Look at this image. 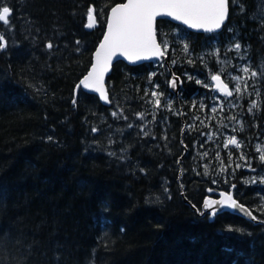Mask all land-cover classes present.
<instances>
[{
  "label": "trees",
  "instance_id": "1",
  "mask_svg": "<svg viewBox=\"0 0 264 264\" xmlns=\"http://www.w3.org/2000/svg\"><path fill=\"white\" fill-rule=\"evenodd\" d=\"M123 1L4 0L13 12L9 25L0 22L7 42L0 50V264H264V222L229 211L213 220L202 213L210 188L236 184V197L264 220V184L244 180L249 164L236 167L244 163L238 148L208 135L211 120L234 127L245 114L223 119L212 99L218 92L183 74L185 67L202 75L206 65H216L198 57L205 48L227 52L237 40L250 45L257 70H249L257 76L244 80L238 109L248 112L255 103L259 111L249 112L240 135L261 133L264 7L254 14L264 0H230L229 20L215 33L158 20L159 39L167 43L174 28L185 32L187 43L173 40L168 55L178 61L173 67L184 87L158 115L148 111L153 118L146 129L136 113L148 110L142 104L148 84L158 82L172 94L163 61L116 62L109 106L81 88L76 94L110 9ZM90 8L94 30L86 27ZM252 143L245 150L264 170ZM221 160L223 171L215 169Z\"/></svg>",
  "mask_w": 264,
  "mask_h": 264
},
{
  "label": "snow or ice",
  "instance_id": "2",
  "mask_svg": "<svg viewBox=\"0 0 264 264\" xmlns=\"http://www.w3.org/2000/svg\"><path fill=\"white\" fill-rule=\"evenodd\" d=\"M228 15L229 0H127V3L111 9L107 21V32L94 54L95 62L88 74L79 81L78 87L82 86L84 89L98 93L101 100L108 101L109 96L105 88L104 77L109 72L114 59L125 57L129 62L136 63L152 58H163L168 52V43L163 40L158 42L157 17H170L172 20L186 25L189 29L203 31L204 33H215L222 28ZM11 16V7L5 4L4 0H0V22L9 25ZM96 23L94 10L90 8L87 11L86 27L93 29ZM6 47L5 36L0 35V50ZM47 47L51 49L53 45L49 43ZM235 49L239 51L241 44L236 43ZM183 50L188 52V44L184 45ZM175 62V60L172 61V63ZM188 62L192 63L191 60ZM242 71L247 74L249 68L244 67ZM251 76L256 77L257 72H251ZM192 78L189 76V79ZM178 79V77H175L171 80V88L175 89L177 87ZM232 79L237 82L235 86L236 93H240L241 78L235 76ZM211 80L215 82L216 89L224 97L233 96V92L229 90L228 84L222 81L220 75H212ZM196 83L201 84L202 81L197 79ZM157 87L159 86L157 85ZM151 95L155 97V106L159 107L161 104L159 97L162 93L153 91ZM256 107L257 105L253 103L249 111ZM215 110V108L212 109V111ZM112 115L116 116L117 113L113 112ZM92 131L95 132L96 129L93 128ZM229 145L236 148L241 146L235 136L229 137L224 143L225 148ZM257 151L262 152L259 159L264 162V150L258 149ZM241 159L243 160L244 157L242 156ZM236 167L239 168L241 165L237 164ZM209 191H212V189H209ZM217 205L221 208L238 210V212L245 214L253 221L257 219L247 208L239 204L230 193L221 192L220 199H206L203 207L204 209H212V215L215 216L217 214L215 206Z\"/></svg>",
  "mask_w": 264,
  "mask_h": 264
},
{
  "label": "rangeland",
  "instance_id": "3",
  "mask_svg": "<svg viewBox=\"0 0 264 264\" xmlns=\"http://www.w3.org/2000/svg\"><path fill=\"white\" fill-rule=\"evenodd\" d=\"M259 2V0H257V3ZM261 2V0H260ZM264 2L262 1V4L260 6H258V10L257 13H255L254 15H257L260 13V11H262L263 7H264ZM258 5V4H257ZM175 37L173 38V40H178V39H183L186 42L185 39V32L182 31V29L180 27H176L174 28V33ZM173 40H170L168 42V52H167V56L169 55V50L171 49V44H174V42H172ZM161 41V39H160ZM235 43H238L237 41H234ZM187 43V42H186ZM239 44H241L239 42ZM233 51L234 52V59L232 60V54H230V52L228 53V51ZM252 48L250 45H242L241 44V49L239 51H237L235 49V44L233 46H229L227 48V52L218 48H205L203 49L202 53H200L198 55L199 58L202 59V61H204V63L211 61L212 59L215 60L216 65H214L212 63L211 65H206V68L203 72L202 75H200L199 73H197L198 75H196L195 73H193L192 70H190L188 67H185V71L183 72V74H185L189 79V76L191 77H195L199 80H201L202 82H204L205 84L201 83L202 85H207L205 86L206 88H208L212 94H216V92H218L217 96H212L214 105L215 106H221V110L223 113V119H225L228 115H236V114H245V116H236V121H235V126H224L222 125L219 121L217 120H211V129L209 130L208 135L211 136L214 139L219 138L222 141H218L217 142L220 144V146L224 147V143L227 141V139L231 136H235L239 139V143H240V148H238L239 152H238V157L239 160L243 161L244 163H240L241 166H243V164H249L246 165L249 167V169L247 171H245L244 173H242V175L244 176V180L246 181H250L254 183H260V184H264V170L253 166V160L254 157H252L250 155V153H247V151L245 150V148H247V145L250 142H253L252 145L254 146V149L257 151L258 149L264 150V130L261 131V133H257L255 134L254 138H248L245 139L244 137H242L240 135L241 132H244L245 128H246V121L245 118L248 116L249 112L250 113H255L258 114V109H253L252 111L248 112H240L238 109V105L240 103V99H241V93H236V96H232V97H224L223 94H221L218 90H216L214 88V81L211 80V76L212 75H220L224 78V80L228 83L229 81L232 82V87L233 90L235 91V86H236V81L234 79H232L235 76H239L240 79V85H241V91H242V87H243V83L244 80L251 75V70H249V73L245 74L242 70L244 67H248L251 68L252 70H257V64H255L252 60ZM169 58V62L172 63L173 60H175V63H172L173 66H176L178 64V61L176 59H170L171 55L168 56ZM190 59V58H188ZM165 63L164 65H166V67L163 69V73L168 69L167 63L163 60V62L161 64ZM240 63V64H239ZM209 64V63H208ZM231 65H234V67L236 69L231 68ZM256 65V66H255ZM258 65H264V55H262L260 57L259 60V64ZM159 67V66H158ZM240 69V70H238ZM190 70V71H189ZM157 71V68H156ZM242 71V72H241ZM154 72H152L153 75ZM153 77V76H152ZM157 85L159 87H157ZM160 84L158 82H152L151 84H148V88L147 90H145L144 95L142 96L143 98V102L142 104H144V107H146L145 109H148L147 111L144 112H140V114L138 115V113H136V117L137 118H142L143 122L141 123V128L146 129V126H148L150 124V122L152 121V118L155 117L156 115H158V109L162 108V109H166L169 105L173 104L174 101V97L175 95L170 94L169 91H166L165 89H161L160 88ZM155 91L157 93H162V95H160V100H161V104L159 107L155 106L154 104V100L155 97H152L151 93ZM236 92V91H235ZM248 103V102H247ZM249 109L251 108V104L249 103ZM231 106L234 107L231 109H227L225 106ZM152 110L151 113L153 114V117H148V111ZM225 111H228L229 114H225ZM214 124H213V123ZM146 133H149V131H144ZM225 148V147H224ZM258 155H261L262 152L257 151ZM244 157V159L242 160L241 157ZM181 163V162H180ZM225 163L223 162V160L218 161L217 165L215 166V169L217 170H221L224 169L225 167ZM238 164V163H237ZM210 169V167H209ZM214 169V167L212 168ZM208 171V170H207ZM224 176H229V175H225ZM221 179H217V186H219V181ZM229 181H227L228 183Z\"/></svg>",
  "mask_w": 264,
  "mask_h": 264
},
{
  "label": "water",
  "instance_id": "4",
  "mask_svg": "<svg viewBox=\"0 0 264 264\" xmlns=\"http://www.w3.org/2000/svg\"><path fill=\"white\" fill-rule=\"evenodd\" d=\"M123 3H127V0L115 4L114 6H112V8H113V7H116V6L120 5V4H123ZM112 8H111V9H112ZM111 9H110L109 14H108V19H109L110 14H111ZM93 10H94V9H93ZM12 12H13V11H12ZM94 14H95L96 21H97V15H96V13H95V10H94ZM229 17H230V0H229V15H228L227 19L225 20V23H224V25L222 26V28H221L220 30H217V32L223 30L225 24H226V23L228 22V20H229ZM108 19H107V21H108ZM160 19H162V18L157 17V24H158V20H160ZM165 19H169V20H171L172 22H174V23H176V24H181V22H179V21H174V20H172L170 17H166ZM97 23H98V22H97ZM97 23H96V26H97ZM182 25H183V24H182ZM96 26H95L93 29H90V30H94V29L96 28ZM184 26H186V25H184ZM156 27H157V25H156ZM186 27H187V26H186ZM187 28H188V27H187ZM188 29H189V28H188ZM190 30H192V31H197V32H203V31H198V30H194V29H190ZM106 32H107V27H106V31H105L104 35L106 34ZM104 35H103L102 40L100 41V43L103 41V39H104ZM157 39H158V42H160L159 37H158V30H157ZM100 43H99L98 46L96 47V49H95V51H94V54H95L96 50L99 48ZM161 59H165V61H166L167 64L170 63L167 54H166L163 58H152V59H149V60L138 61V62H136V63L129 62L125 57H120V58L114 59V60H113V63H112V66H111V68H110V70H109V72H108V73L105 75V77H104L105 88H106V91H107V93H108L109 99H108V101H104V100H101V99H100V100H101L103 103H105V104H109V103H110V92H109V88H108L107 80H108V77L111 75V73H112V71H113V69H114V65H115L116 62H118V61H125L126 63L131 64V65H138V64H142V63H146V62H153V61H155V60H161ZM94 62H95V61H94V55H93V62H92V64H93ZM91 67H92V65L90 66L89 71L91 70ZM169 69H170L171 71L173 70L171 64L169 65ZM89 71H88V72H89ZM87 74H88V73H87ZM87 74H86V75H87ZM175 77H178V78H179L178 81H177V87H176L175 89H173V88L170 87V89H171L172 91L178 93V92L180 91V89H181V87H182L183 84H182V81H181V79H180L179 76L174 75V76L172 77V79L175 78ZM172 79H171V80H172ZM221 79H222V81H223L224 83H226V81L224 80V78H223L222 76H221ZM226 84H227V83H226ZM85 90H87L88 92L93 93V94H95V95H97V96L99 97V94H98V93H95V92H93V91H91V90H89V89H85ZM99 98H100V97H99ZM225 193H227V192H225ZM230 194L233 195V198L236 199L237 202H238L239 204L243 205L245 208H247V209L251 212V208H250L248 205L242 203V202H241V201H240V200L234 195L233 192H231ZM215 207H216V211H219V210H221V209H225V208H221V207L218 206V205L215 206ZM210 210L213 211L212 209H210ZM230 210H231V209H230ZM231 211L234 212V213H237V214H240V215L246 216L245 214L238 212V210H231ZM251 213H252V212H251ZM252 215H253V213H252ZM246 217H248V216H246ZM248 218H249V217H248ZM255 221H257V219H256Z\"/></svg>",
  "mask_w": 264,
  "mask_h": 264
},
{
  "label": "bare ground",
  "instance_id": "5",
  "mask_svg": "<svg viewBox=\"0 0 264 264\" xmlns=\"http://www.w3.org/2000/svg\"><path fill=\"white\" fill-rule=\"evenodd\" d=\"M172 65V63H169V64H167V66H168V70H169V72H170V79H169V89H170V82H171V79H172V77L174 76V75H176V76H179L180 77V79H181V81H182V87H181V89H180V91L178 92V93H176V92H174V91H172L171 89H170V91H171V93L173 94V95H176V97H179L180 95H181V93H182V89H183V87H184V78L182 77V75H180L179 73H177L176 71H175V69H174V67H173V65H172V68H173V70L171 71L170 69H169V65ZM90 69V68H89ZM89 69H88V71H89ZM88 71L82 76V78L81 79H83V77L88 73ZM80 79V80H81ZM79 80V81H80ZM215 83V82H214ZM227 83V82H226ZM107 84H108V80H107ZM228 84V87H229V90L230 91H232L233 92V95H234V90H233V87L229 84V83H227ZM78 85H79V82H78V84H77V86H76V94H77V92H78V90L81 88L82 90H84L85 92H88L87 90H85L82 86H79L78 87ZM109 88V87H108ZM214 88L216 89V87H215V84H214ZM217 90V89H216ZM88 93H90V92H88ZM93 94V93H92ZM222 94V93H221ZM111 98V97H110ZM100 99V98H99ZM102 102V101H101ZM103 103V102H102ZM104 105H106V106H109L110 104H111V99H110V103L109 104H105V103H103ZM186 124V123H185ZM236 139L238 140V142H239V139L236 137ZM233 146V145H232ZM233 185H234V187H233ZM231 187H230V189H228V190H226V189H218V188H210V189H212V191H209L208 190V192H209V195L205 198V200L206 199H220V193L221 192H227V193H231V192H233L234 193V195H235V188H236V184H233ZM236 196V195H235ZM204 200V201H205ZM187 201V203H190V205H191V207L193 208V210H195L197 213H200V209L196 206V205H194V204H192L191 202H189L188 200H186ZM203 204H204V202H203ZM203 204H202V208H203V211H202V213L203 214H205V213H209L210 214V220H213L214 218H215V216L217 215V214H219V213H222V212H224V211H229V212H231V213H234V212H232L230 209H221V210H219V211H217V214L215 215V216H213L212 215V211L210 210V209H204V207H203ZM251 212L253 213V215L254 216H256L255 214H254V212L251 210ZM234 214H236V215H239V216H241V217H243V218H245V219H247V220H249V221H251V222H253V223H256V224H259V223H263L264 222V220H262V219H259L257 216V221H253V220H251L250 218H248V217H246V216H243V215H240V214H237V213H234Z\"/></svg>",
  "mask_w": 264,
  "mask_h": 264
},
{
  "label": "flooded vegetation",
  "instance_id": "6",
  "mask_svg": "<svg viewBox=\"0 0 264 264\" xmlns=\"http://www.w3.org/2000/svg\"><path fill=\"white\" fill-rule=\"evenodd\" d=\"M258 156H260V155H258Z\"/></svg>",
  "mask_w": 264,
  "mask_h": 264
}]
</instances>
